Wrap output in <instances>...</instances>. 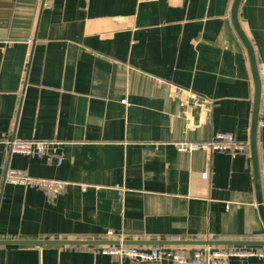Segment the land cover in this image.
Listing matches in <instances>:
<instances>
[{
  "label": "crops",
  "instance_id": "obj_1",
  "mask_svg": "<svg viewBox=\"0 0 264 264\" xmlns=\"http://www.w3.org/2000/svg\"><path fill=\"white\" fill-rule=\"evenodd\" d=\"M12 1L0 0V136L54 145L35 158L0 147V240L100 244H0V264H120L101 252L106 242L264 241L250 144L255 84L234 0H17V12ZM239 22L262 78L264 205V0H242ZM220 131L246 149L176 147ZM12 168L64 189L51 199L10 183Z\"/></svg>",
  "mask_w": 264,
  "mask_h": 264
},
{
  "label": "built area",
  "instance_id": "obj_2",
  "mask_svg": "<svg viewBox=\"0 0 264 264\" xmlns=\"http://www.w3.org/2000/svg\"><path fill=\"white\" fill-rule=\"evenodd\" d=\"M32 41V39H30ZM126 103V100L123 101ZM54 143L47 140H21L0 136V147L8 146L13 153L29 157L48 155ZM180 151L192 153L197 150L221 151L236 156L246 149V144L231 132H217L208 141L184 140L176 143ZM62 159H59L61 162ZM6 179L10 183L45 192L51 199L56 198L64 189V183L54 179L33 177L20 169H8ZM109 235H115L110 229ZM104 254L114 256L124 264L128 258L142 263L169 261L171 264H226L231 258L256 257L264 261V247L242 245L198 246L193 249L174 248L166 245L136 246L119 243L106 244L100 247Z\"/></svg>",
  "mask_w": 264,
  "mask_h": 264
},
{
  "label": "water",
  "instance_id": "obj_3",
  "mask_svg": "<svg viewBox=\"0 0 264 264\" xmlns=\"http://www.w3.org/2000/svg\"><path fill=\"white\" fill-rule=\"evenodd\" d=\"M13 2V3H12ZM9 8L15 9L17 12V8L19 5L17 4V0H13ZM242 0H234L233 7H232V21L237 30L239 36L241 37L244 45L248 50V54L250 57V63L254 78L255 84V96H254V111H253V118H252V128H251V135H250V144H251V152H252V159L254 163V174L256 179V187L258 192V203L260 204L259 209L264 221V205H263V197L261 193V182H260V169H259V162H258V141H257V134H258V115L260 109V102H261V94H262V78L260 75V71L258 68V64L256 61V55L254 51V47L246 34L244 33L240 22H239V9ZM19 12V11H18ZM11 18V17H10ZM18 18H20L18 16ZM15 20V18H14ZM13 27V26H12ZM99 241H92V240H14V241H7V240H0V244H34V245H43V244H97ZM113 244L117 242H106V244ZM126 244H136L135 241H127L124 242ZM165 243H173V244H193V245H207V246H214V245H251V246H264V241H244V240H208V241H150L148 244L151 245H162Z\"/></svg>",
  "mask_w": 264,
  "mask_h": 264
}]
</instances>
